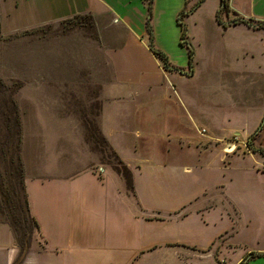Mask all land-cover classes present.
<instances>
[{
	"label": "crops",
	"instance_id": "crops-1",
	"mask_svg": "<svg viewBox=\"0 0 264 264\" xmlns=\"http://www.w3.org/2000/svg\"><path fill=\"white\" fill-rule=\"evenodd\" d=\"M198 1L193 0L191 5ZM160 3L167 8H161ZM201 4L204 7L206 1L202 0ZM229 5L222 23L214 19L213 27L217 33L209 35L211 42L207 56L201 60L194 53L192 64L194 69L200 66L207 73L210 83L223 90L230 85L224 70L234 65L231 56L241 57V51H244L252 60L259 58L252 68L256 71L249 73L252 77L241 80V83H245L241 89L252 92L250 99L238 94L240 84L237 81L236 86L231 85L236 89L232 96L234 100L223 101L220 98V101H215V107H228L227 112L234 111L237 118L238 115H245L241 127L224 129L223 132L248 135L257 129L253 133L257 134L255 149L261 153L264 150V29H255V22L264 24V17L256 11V0H230ZM151 7L150 18L158 28L163 15L175 20L183 6L181 0H152ZM149 11L148 0H0V27L4 36L84 16L105 21L115 30L114 33L123 37L122 40L113 37L100 48L108 75L100 80L96 95L100 108L99 122L95 128L116 159L129 169L133 188H129L113 166L102 162L100 152L88 141L85 124L43 121V126L52 127V130H46L49 135H63L67 139L79 137L89 152V162L86 168L75 169L73 162L59 157L56 169L47 170L40 158L32 167L29 154L22 151L21 145L24 189L29 200L30 216L36 220L38 228L31 238L30 252L19 264H240L243 260L240 257L232 262L224 245L213 246L227 233L225 227L199 244L168 233L169 223L174 222L181 228L189 229L190 219L204 217L207 209H212L205 203L197 205L201 197L207 195L206 187L201 191L189 192L172 205L161 206L148 201L153 195L168 196L159 185V182L163 183L162 174L155 172L153 166H160L159 163L155 164L156 160L166 158L170 149L181 152V144H171L173 138L179 141L188 139L195 146L203 141L192 127L188 130L163 129L162 124L151 128L154 118H168L164 111L168 105L180 109L185 106L175 81H171V85L166 82V77L173 76L176 81H182L193 76V72L187 74V66L183 68L185 74L164 69L162 60L151 50L152 33L147 29ZM153 31L155 33V29ZM225 38H229L226 40L230 41L229 45L236 40L238 52L230 49L223 40ZM220 40L224 43L216 44ZM243 43L246 46L242 48ZM219 46L224 49L219 50ZM171 62L177 64L176 61ZM50 97L43 102L49 110L61 103L57 98L52 100ZM187 114L191 115L189 112ZM229 117L232 115L229 114ZM197 127L196 131L206 133V130ZM78 129L81 131L77 132ZM222 136L216 137L220 139ZM211 148H203L204 153L210 151L214 154L206 166L214 159L222 160V151ZM44 154L48 153L39 156ZM61 156L67 155L63 153ZM251 156L257 158L244 152L243 155L233 153L228 166ZM256 163H259L258 158ZM230 170L226 168L227 172ZM252 171L264 174L256 165ZM225 177H209V180L217 189L225 182ZM35 185L39 187L37 193L32 191ZM200 227L207 228L209 225L201 224ZM15 237L10 224L0 221V264H18L21 249L16 245ZM57 238L62 241L65 238L76 239L84 247L62 251L63 248L56 244L59 242ZM87 240L94 241L86 245ZM38 241L42 244L40 248Z\"/></svg>",
	"mask_w": 264,
	"mask_h": 264
},
{
	"label": "rangeland",
	"instance_id": "rangeland-1",
	"mask_svg": "<svg viewBox=\"0 0 264 264\" xmlns=\"http://www.w3.org/2000/svg\"><path fill=\"white\" fill-rule=\"evenodd\" d=\"M192 1L181 0L183 7L179 16L183 12L181 15L183 29L179 24L178 16L173 20L166 15L158 18L160 25L157 28L150 18L153 11L152 0H148L151 9L149 19L152 45L168 58L166 63L168 67L161 61L162 66L168 72L174 70L184 74L183 68L187 66L186 73L193 72V76L182 81H176L173 76L165 79L167 83L175 81L180 97L189 110L185 106L184 109H180L168 105L167 110H164L168 118H154L151 128L163 124V129L188 130L192 127L196 134L198 133L196 126L206 130L203 135L198 133L203 141L196 146L190 144L188 139L183 138L184 140L179 141L173 138L171 144H181V152L172 148L167 151L166 158L156 160L155 164L159 163L160 166H153L155 172H161L163 183L159 182V185L168 196L166 198V195L164 197L153 195L148 201L161 206L172 205L187 196L189 192L201 191L206 187L207 195L202 196L197 205L205 203L212 209H207L205 216H200L199 220L195 217L190 219L189 229L181 228L174 222L169 223L168 233L176 238L199 244L205 242L215 231L225 227L227 233L216 240L213 246L224 245L232 262L241 257L243 260L240 262L243 263L244 260L251 259L253 253L264 254L262 251L264 250V214H262L264 174L252 171L255 165L264 171V154L249 147L252 144L251 146L255 148L257 134L253 133L257 129L248 135L223 132L224 129L241 127L240 123L245 115L241 117L238 115L237 118L234 111L227 112L228 107H215V101H220V98L223 101L234 100L232 96L235 95L236 89L233 87L237 85V81L240 84L239 89L237 88L238 94L250 99L252 92L248 93L246 88L241 89V85L245 86L241 80L252 77L249 73L256 71L252 68L255 67L256 62H259V58L252 60L244 54V51H241V57L231 56L234 65L224 70L230 85L222 90L211 84L207 73L200 66L195 67L197 70L194 69L192 63L194 53H197V58L201 60L207 56L208 45L211 42L209 35L217 33L213 25L214 19L218 21L217 16L222 7L221 0H205L204 7H201V0L194 5H191ZM226 1L230 2V0ZM160 6L164 9L166 7L162 3ZM256 11L264 17V0H256ZM227 12L228 10H225L220 14L221 22ZM255 29L264 28L261 23L255 22ZM114 31L105 21L84 16L69 22L24 30L10 36H4L0 27V221L13 226L15 243L18 247H26L30 244L32 232L36 229L26 212L19 165L17 162L12 165L10 158L7 157L8 138L14 136V130L7 128L8 119H16L11 101L16 104L17 120H20L23 126L22 151L29 154L32 167L37 164L36 160L42 158L47 170L56 169L59 157L73 162L75 169L86 168L88 165L89 152L81 144L79 137L67 139L63 135H49L46 130H52V127L41 124L43 121H48L85 124L88 141L97 152H100L102 162L122 171V165L95 128V124L99 122L100 108L96 95L99 92L100 80L108 75V67L100 48L113 37L122 40V35ZM183 38L186 45L183 44ZM227 39L229 40V38L223 40L230 49L233 48L235 53L238 52L239 48L236 50V47L239 45L236 46V40L230 43L231 46ZM223 40L217 41L216 44L224 43ZM156 45L159 47L157 48ZM244 46L246 44L243 43L241 47ZM223 49L219 46V50ZM186 50L193 52L192 57ZM171 61H176L177 64ZM48 96H51L52 100L57 98L61 103L50 110L46 109V104L43 102ZM229 114L232 117H229ZM39 123L41 125H38ZM182 123L184 127L181 126ZM79 131L81 130L78 129L77 132ZM215 135L224 136L218 139ZM205 147L222 151V160L214 159L206 166L214 154L210 151L204 153ZM243 152L257 156L259 163H256L257 158L251 156L246 160L234 161L229 167L230 155L233 153L243 155ZM41 153L48 154L40 157ZM63 153L67 156H61ZM227 167L231 169L229 172L226 171ZM223 175H226L225 182L216 189L211 185L209 177L221 178ZM38 190L39 187L36 185L32 188L36 193ZM208 198H211L210 203ZM201 224L209 225L208 229L200 227ZM56 240L59 241L56 244L63 248L62 251L84 247L76 239L65 238L62 241L61 238H57ZM93 241L87 240L84 243L88 245ZM37 245L39 248L42 246L40 241ZM250 259L245 264H264V259L254 258L255 260L251 261Z\"/></svg>",
	"mask_w": 264,
	"mask_h": 264
},
{
	"label": "trees",
	"instance_id": "trees-1",
	"mask_svg": "<svg viewBox=\"0 0 264 264\" xmlns=\"http://www.w3.org/2000/svg\"><path fill=\"white\" fill-rule=\"evenodd\" d=\"M202 1V0H201ZM221 9H220V12L218 13V21L219 23H222L221 22V19L219 18L220 14L223 13L225 10H228L229 11V3L228 1L226 0H221ZM183 14V12H182ZM181 14V15H182ZM179 16V24L182 25L183 29H184V25L182 24V16ZM79 17H83V16H79ZM78 18V17H77ZM241 23H247L248 21H240ZM234 24H237L236 22H234ZM263 25V28H264V24L261 23ZM150 22H148V31L150 32L151 34V29H150ZM185 31H183V36L184 35ZM183 44L186 45V42L184 41V38H183ZM151 50L152 52L154 53V55H156L157 57L161 58L162 61L165 63L166 67H168V65L166 64L167 61H168V58L165 56V54H163L162 52H160L159 50H156V49H153V46L151 45ZM189 54H190V57H192L193 55V52L191 50H189ZM11 104L13 105V113L14 115L16 116V119H8V126L7 128L9 130H14V136H12L11 138H8V145L6 146V150L8 152V155L7 157L10 158V163L12 165L16 164V162L18 163L19 165V173H20V177H21V183H22V191L24 193V196H25V207H26V212L27 214L29 215V218L31 219V222L33 223L35 229L37 230L38 228V224L36 223V220H34L31 216H30V213H29V207H28V204H29V200H28V197H27V194L25 192V182H24V174H23V166H22V160H21V145H22V125H21V121L20 120H17V116H18V112H17V109H16V104L14 101H11ZM12 123V125H11ZM105 143V142H104ZM252 144L249 145L250 148H252L253 150L255 149L253 146H251ZM261 152L264 154V150H261ZM11 156V157H10ZM120 165H122L123 167V170L122 171H118L117 172L119 173V175H121L127 182L129 188H133V185H132V177H131V173L129 171V169L124 166L121 162H119ZM12 228L13 226L10 225ZM14 230V229H13ZM36 230L34 232H32V237L34 236V233L36 232ZM31 237V238H32ZM32 242V241H31ZM20 249H21V253L18 257V260H17V263H20L23 261L24 259V256L26 253H29L30 250H31V243L28 244L26 247H21L20 246ZM264 254H251V259H254V258H262ZM240 264H244V263H240Z\"/></svg>",
	"mask_w": 264,
	"mask_h": 264
},
{
	"label": "built area",
	"instance_id": "built-area-1",
	"mask_svg": "<svg viewBox=\"0 0 264 264\" xmlns=\"http://www.w3.org/2000/svg\"><path fill=\"white\" fill-rule=\"evenodd\" d=\"M198 133L200 134V135H203V134H205V131H198ZM236 143V142H235ZM236 148V147H235Z\"/></svg>",
	"mask_w": 264,
	"mask_h": 264
}]
</instances>
